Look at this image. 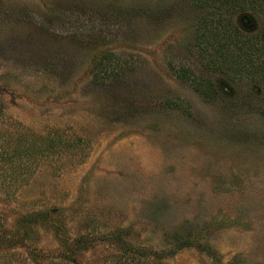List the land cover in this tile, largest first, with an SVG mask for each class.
I'll use <instances>...</instances> for the list:
<instances>
[{
	"label": "rangeland",
	"instance_id": "obj_1",
	"mask_svg": "<svg viewBox=\"0 0 264 264\" xmlns=\"http://www.w3.org/2000/svg\"><path fill=\"white\" fill-rule=\"evenodd\" d=\"M131 248L264 264V0H0V264Z\"/></svg>",
	"mask_w": 264,
	"mask_h": 264
},
{
	"label": "trees",
	"instance_id": "obj_2",
	"mask_svg": "<svg viewBox=\"0 0 264 264\" xmlns=\"http://www.w3.org/2000/svg\"><path fill=\"white\" fill-rule=\"evenodd\" d=\"M227 5L229 4L228 1H225ZM230 5V4H229ZM106 69H102L101 72H105ZM32 138L30 141L32 142V145L28 147L27 154L30 153V157L35 156L39 157L38 155H44V156H58V155H72L73 151L72 149H75L76 147V141L74 140H66L62 136H58V134L54 135H32ZM22 149V150H21ZM24 148L19 146V148L16 149V151H13L11 154L13 157H16L18 155H21V151H23ZM6 155H8L6 153ZM11 155H8L11 157ZM40 156V157H41ZM67 156V157H68ZM33 160H36L33 157ZM131 252L129 253L130 256H128L125 260L124 264H161L155 257H152L151 259H148L144 256V254H140L139 250L136 249H129ZM137 255V256H136ZM146 260V262H144Z\"/></svg>",
	"mask_w": 264,
	"mask_h": 264
}]
</instances>
